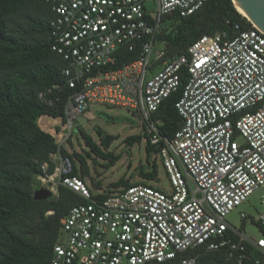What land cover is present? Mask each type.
<instances>
[{"label":"built area","instance_id":"obj_1","mask_svg":"<svg viewBox=\"0 0 264 264\" xmlns=\"http://www.w3.org/2000/svg\"><path fill=\"white\" fill-rule=\"evenodd\" d=\"M208 1L45 0L53 14L50 48L65 62L62 75L72 90L62 107L67 134L59 147L91 106L123 109L141 120L169 183V190L133 185L99 199L84 180L69 176L68 158L53 155L55 169L37 178L36 189L56 196L63 187L84 203L61 219L50 264H164L178 255L179 264H197L183 254L199 247L237 264L250 259L252 247L260 256L251 264H264V204L256 219L240 214L262 231L257 240L225 221L264 186V34L235 24L231 32L201 36L186 54L152 57L162 17L191 16ZM152 2L155 13L145 9ZM121 49L137 51V58L116 69ZM182 69L187 81L175 104L181 126L165 139L153 115L178 91ZM60 90L49 87L38 100L53 108Z\"/></svg>","mask_w":264,"mask_h":264},{"label":"trees","instance_id":"obj_2","mask_svg":"<svg viewBox=\"0 0 264 264\" xmlns=\"http://www.w3.org/2000/svg\"><path fill=\"white\" fill-rule=\"evenodd\" d=\"M52 17L45 0H0V264H50L53 247L60 237L61 219L70 208L84 203L82 198L63 187H59L57 195L51 199H33L39 186L37 178L53 173L55 163L52 156L58 152L71 162L69 176L87 178L81 158L78 157L81 168L77 171L72 157L59 147L54 135L43 131L37 124L42 116L62 119L64 101L72 92L62 75L65 62L50 48ZM235 24H239L241 30L252 28L230 0H210L185 18L175 13L164 15L156 42L163 44V60H168L186 54L189 46L201 36L221 30L231 32ZM136 58L137 51L121 49L117 52L114 68ZM179 77L178 91L164 100L153 115V119L160 122L158 128L165 139L172 138L181 126L175 104L187 81L184 69L179 71ZM54 85L61 87L55 92V96L61 99L55 107L47 108L38 100V94ZM143 130L150 169L141 175L147 181H155L160 167L156 157L158 149L149 144L144 126ZM79 133L94 155L108 160L107 166L117 162L118 157L103 154L90 136L81 129ZM140 141L139 136L125 139L129 145ZM151 155H155L152 160ZM133 185L139 184H130L120 178L111 187L119 189ZM96 198L102 196L96 195ZM248 253L250 259L241 264H251L260 256L252 247L248 248ZM181 256L164 264H179ZM183 256L195 257L197 264H237L227 261L221 251H205L203 247L190 250Z\"/></svg>","mask_w":264,"mask_h":264},{"label":"rangeland","instance_id":"obj_3","mask_svg":"<svg viewBox=\"0 0 264 264\" xmlns=\"http://www.w3.org/2000/svg\"><path fill=\"white\" fill-rule=\"evenodd\" d=\"M145 9L149 13H155L157 11L156 2L146 3ZM164 49L162 43H157L152 57L156 51H165ZM37 124L43 131L53 134L58 145L66 137L67 133L61 118L42 116L37 120ZM76 126L77 128L73 131L70 140L63 143L61 148L72 157L77 171H80L81 168L78 157L81 158L87 170V178L84 179V182L94 195L115 192L117 189L112 188L111 185L120 178L126 179L130 184L142 185L140 183H146L159 190H169L168 179L161 165L158 169L157 182L156 180L147 181L141 175V172L147 173L150 168L147 165L144 130L138 116L123 109L95 105L91 106L86 115L77 121ZM79 129L91 137L92 142L103 154L110 153L118 157L117 162L112 166H107L108 160L100 159L94 155L85 145ZM136 136L141 137L139 143L129 145L125 142V139ZM105 137H111L107 147L104 146ZM234 140L237 145L244 143V140L238 136ZM154 157L155 155H151L150 160ZM157 162L160 164L158 160ZM263 204L264 186L230 211L226 215L225 221L248 239L257 240L263 236L262 231L248 220L243 221L240 214L244 213L246 216L256 219L263 213ZM60 236L62 235L60 234Z\"/></svg>","mask_w":264,"mask_h":264},{"label":"water","instance_id":"obj_4","mask_svg":"<svg viewBox=\"0 0 264 264\" xmlns=\"http://www.w3.org/2000/svg\"><path fill=\"white\" fill-rule=\"evenodd\" d=\"M232 5L234 3L239 7V9L245 14L247 21L256 29H258L262 34H264V0H230ZM111 137L104 138V146L107 147ZM53 193L44 188L40 187L35 189L33 193V199L35 201H44L51 199Z\"/></svg>","mask_w":264,"mask_h":264},{"label":"bare ground","instance_id":"obj_5","mask_svg":"<svg viewBox=\"0 0 264 264\" xmlns=\"http://www.w3.org/2000/svg\"><path fill=\"white\" fill-rule=\"evenodd\" d=\"M234 7L240 14H242V16H245V14L239 9V7L235 3H234Z\"/></svg>","mask_w":264,"mask_h":264},{"label":"snow or ice","instance_id":"obj_6","mask_svg":"<svg viewBox=\"0 0 264 264\" xmlns=\"http://www.w3.org/2000/svg\"><path fill=\"white\" fill-rule=\"evenodd\" d=\"M262 243H264V241H262Z\"/></svg>","mask_w":264,"mask_h":264}]
</instances>
